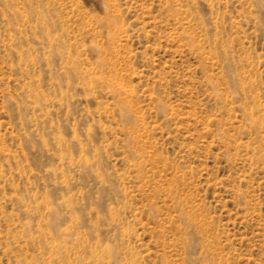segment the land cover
<instances>
[{"label": "rangeland", "instance_id": "374dc122", "mask_svg": "<svg viewBox=\"0 0 264 264\" xmlns=\"http://www.w3.org/2000/svg\"><path fill=\"white\" fill-rule=\"evenodd\" d=\"M0 264H264V0H0Z\"/></svg>", "mask_w": 264, "mask_h": 264}]
</instances>
